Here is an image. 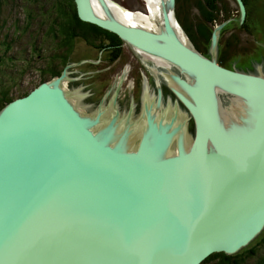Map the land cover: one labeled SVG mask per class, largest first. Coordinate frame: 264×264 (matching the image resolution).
<instances>
[{"label": "water", "instance_id": "1", "mask_svg": "<svg viewBox=\"0 0 264 264\" xmlns=\"http://www.w3.org/2000/svg\"><path fill=\"white\" fill-rule=\"evenodd\" d=\"M159 1L161 22L147 30L113 18L103 0L100 17L93 0H73L80 21L184 77L166 75L193 137L176 105L161 110L159 87L138 121L82 112L66 72L14 99L0 110V264H201L264 231L262 66L218 65L223 25L204 57L176 23V0ZM84 62L99 60L69 64Z\"/></svg>", "mask_w": 264, "mask_h": 264}, {"label": "rangeland", "instance_id": "2", "mask_svg": "<svg viewBox=\"0 0 264 264\" xmlns=\"http://www.w3.org/2000/svg\"><path fill=\"white\" fill-rule=\"evenodd\" d=\"M200 1L201 0H179L175 6V14L178 13V16L183 21L186 33L198 42H201L202 38L200 33H198V27L203 24V20H200L198 12V8L201 5ZM28 2L29 0H0V93L4 91L9 93L13 98L30 92L41 82L40 80L43 76L42 71L48 65L51 57L55 54L53 51L55 49L53 43L48 40L45 35L46 29L51 25V21L46 18L47 13L43 15L38 14L43 8L48 12L50 8L48 6L51 4L46 3L48 0H41L42 4L38 5L37 3L27 5ZM111 2H116L131 12H146L143 0H111ZM245 2L243 1L245 17L240 25L241 18L237 3H235L234 0H222V3L226 5L224 6L226 7L225 9L229 11L234 19V25L227 27V29L224 30L225 33L222 39L219 40L232 42L234 45L232 48L236 49L237 51L235 52L238 53H245L246 50H250L253 45H256V49L254 52L245 55L233 56L229 62L226 60H223V62L229 63V65L232 66L235 64V70L240 69L246 71L252 70L253 66L257 64L258 66H262L264 73L263 62H261L264 60L261 59L264 58V46L256 43L259 42L264 45V0H245ZM209 4V0H203V15L209 13V11H207V8L209 9L211 7ZM27 13H30L28 17H26ZM219 14L222 13L219 12ZM31 16H33L32 21H30ZM236 21H239L238 25H235L237 24ZM182 31L184 33L183 29ZM203 31L206 33L204 27ZM123 48L124 50L128 49L126 46H123ZM97 53L98 52L93 51L91 47L82 42L81 39H76L73 43L72 53L69 56V62L80 63L85 60H99L98 63L93 64L105 65V62L98 58L100 54L98 55ZM111 55V51H107L103 54V58L110 60ZM141 56L143 55L141 54ZM89 63L90 62H84L70 67L69 70L71 71V69H73L74 71V78L72 77V79L80 77L78 80H73V83H69V91L72 90V87H75L74 90H76L79 86L83 87L82 92L88 89L94 91L93 86L95 85L94 83L98 81L99 76L96 75V73L90 72L98 66L95 65L91 67ZM45 78L49 80V77ZM130 81L131 80L126 82V98H128V93L132 89ZM63 84L66 85L67 88V82L64 81ZM84 101L87 102L86 100ZM86 107L88 106L83 104L82 109L80 108L82 112H84ZM190 131L191 137H193V129ZM258 240L259 238L255 240L251 246L257 243Z\"/></svg>", "mask_w": 264, "mask_h": 264}, {"label": "flooded vegetation", "instance_id": "3", "mask_svg": "<svg viewBox=\"0 0 264 264\" xmlns=\"http://www.w3.org/2000/svg\"><path fill=\"white\" fill-rule=\"evenodd\" d=\"M235 3L236 0H234ZM243 3V0H241ZM222 3V0H217L216 5L214 4L215 10L210 9L209 15H215L216 18L214 20V26L223 25L220 32H219V38H218V51L219 54H221L219 48L221 49L226 46L225 41H221L222 45L219 46V39H222L227 27L234 25V19L232 18V15L229 13L227 9H225V4ZM238 6V4H237ZM248 8V7H247ZM239 9V7H238ZM240 11V10H239ZM222 13V14H219ZM238 25L239 21H236ZM214 27V28H215ZM257 28V27H256ZM253 29V28H252ZM123 46L128 47L127 50H124ZM238 48V47H237ZM92 49V48H91ZM108 49V50H107ZM256 49V45H253L250 50H248V53L254 52ZM73 50V48H72ZM71 52L66 56V60L64 57H62L59 60L49 61L48 65L44 68V70H49L50 76L49 80L59 77L62 75L63 72H66L67 77V89L69 83H73L72 77L73 76V69L71 71L69 70L71 65L69 64V56L72 53ZM95 52H98L97 54L98 58L101 61L105 62V65L101 64H93L89 63V65L98 67H95V69L92 71V73H96L98 75V81H96L93 86V90H87L85 92H82V87H77L79 90L77 92H74V88L72 87L73 91L71 92L70 97L73 99L77 107L81 108L83 107V104H86L88 107L84 110V113L86 114H96L98 111H103L104 116H110L114 115L115 113L118 114L119 119L125 117L129 111L131 112V120L132 121H138L140 119V116L142 114L144 105L147 104L149 107L153 105V107L157 104L158 101V87L160 88V94H161V110L166 111V109H169V113H173L174 106H177L178 113H182L187 117V129L188 134L190 135V130L193 129V135L195 130V122L194 119L190 116L188 110L185 108V106L174 96V94L171 91V88L169 86V81L166 78V75L169 73H176L179 74L176 69H174L171 65L168 64H158L154 62V58L144 55L141 56L140 53L135 51L132 47L124 44L122 42L121 51L119 54L116 53V50L110 49V48H104L102 50L100 49H92ZM107 51H111L112 55L110 56L111 59L107 60L106 58H103V54ZM247 51V50H246ZM101 52V53H99ZM202 54V52H200ZM237 55H243V54H237ZM234 54H230L229 58L227 59H221L217 60L216 62L218 65L234 70L232 65H229V63L223 62V60H226L229 62L233 56H237ZM245 55V54H244ZM147 56V57H146ZM203 56L206 58H211V56H207L203 53ZM264 59V58H261ZM106 60V61H105ZM263 66H264V60H262ZM108 63V65H107ZM44 70L42 73L44 74ZM239 72H244L247 74H257L255 67L253 66L252 70H240L236 69ZM180 75V74H179ZM182 78H184L182 75H180ZM43 77V76H42ZM42 79V78H41ZM49 80H41V83ZM130 81L132 89L128 93V98H126L125 94V87L126 82ZM144 84L147 85V87H144ZM66 86V85H65ZM69 90V89H68ZM22 97V94L17 96V98ZM222 97H225L220 95L219 98L221 99V102L223 104H227L229 98L226 97L227 101L223 102ZM86 100L87 102H85ZM159 111V113L161 112ZM89 112V113H88Z\"/></svg>", "mask_w": 264, "mask_h": 264}, {"label": "trees", "instance_id": "4", "mask_svg": "<svg viewBox=\"0 0 264 264\" xmlns=\"http://www.w3.org/2000/svg\"><path fill=\"white\" fill-rule=\"evenodd\" d=\"M178 1L179 0L175 1V6L177 5ZM243 1L245 2V0ZM200 2L201 5L198 8V12L200 20H203V24L198 27V33H200V35L202 36L201 42H198L196 39L186 33L184 29L185 25L183 24L181 18L178 16V13L175 14V17L179 25L184 30V33L186 34L187 38L195 47V49L198 52H202V54L204 53L205 55L209 56L211 37L215 23L214 20L217 18L216 14L210 16L209 13L210 8L213 11L215 10L214 4L216 5L217 0H209V5H211V7L209 9L207 8V11H209V13H206L205 15H203V0H201ZM35 3H37V5L42 4L41 0H29L27 5H32ZM46 3L51 4L48 6L50 7L49 11L46 12L43 8L39 11L40 13L38 14L43 15L47 13L46 18L51 21V25L46 29L45 33L47 39L50 40L53 43V46L55 47V49L53 50L55 54L51 57V61L59 60L62 57H64V59L66 60V56H68V54L71 52L73 48V43L76 39H81L82 42H84L87 46L91 47L92 49L102 50L104 48H110L116 50L117 54L120 53L122 41L118 38V36L96 25L80 21L77 17L73 0H48V2ZM29 15L30 13H27L26 17H28ZM32 17L33 16H31L30 21L33 20ZM203 27L206 29V33L203 31ZM220 45H222L221 41L219 42V46ZM232 46H234L232 42H226V46H224L222 49L221 47L219 48L221 54H219L217 48V60H219V58L227 59L229 58L230 54L244 55L248 52H235L237 50L233 49ZM49 76V70H44V74L41 80L44 81L46 80L45 77L48 78ZM28 93L29 92L22 94V97L26 96ZM14 99L16 98H13L9 95V93L2 91L0 93V110ZM258 238L259 240L253 246L251 245L254 241L247 248L234 255H226L225 253H214L207 259H205L201 264H264V231L257 237V239Z\"/></svg>", "mask_w": 264, "mask_h": 264}, {"label": "bare ground", "instance_id": "5", "mask_svg": "<svg viewBox=\"0 0 264 264\" xmlns=\"http://www.w3.org/2000/svg\"><path fill=\"white\" fill-rule=\"evenodd\" d=\"M103 1L108 7L107 9L110 15L113 18L127 25L141 26L147 30H153V29L155 30L158 28V22L159 23L161 22V8H160L159 0H143L145 4V8H146V12H143V13L142 12L141 13L131 12L129 10H126L125 8L120 9L117 6V3L111 2V0H103ZM93 4H94L96 14L100 17L98 6H97V0H93ZM102 11H103V14L107 16L103 9ZM155 17L157 18L158 22H156ZM176 23L181 29V26L178 24L177 20H176ZM154 62L160 64L156 60H154Z\"/></svg>", "mask_w": 264, "mask_h": 264}]
</instances>
